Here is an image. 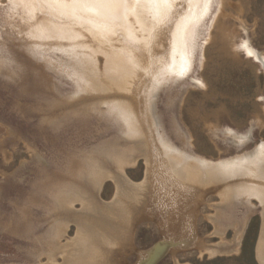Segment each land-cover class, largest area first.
Masks as SVG:
<instances>
[{"label": "rangeland", "instance_id": "374dc122", "mask_svg": "<svg viewBox=\"0 0 264 264\" xmlns=\"http://www.w3.org/2000/svg\"><path fill=\"white\" fill-rule=\"evenodd\" d=\"M22 3L0 0V264H64L68 252L60 249L74 242L75 223L84 217L80 200L92 201L94 210L86 214L95 221L101 213L94 205L102 203L103 208L116 198L113 177L120 173L121 159L112 153L129 142L127 125L108 104L121 93L84 90L89 78H100L93 66L103 74L107 64L90 49L73 46L95 38L63 15L42 9L36 0ZM188 4L177 16L173 6L164 18L145 14L148 27L174 30L190 12ZM207 11L192 37L189 72L162 79L157 86L154 81L151 104L159 137L185 154L221 162L244 157L264 141V69L244 49L248 44L264 59V0H210ZM136 29L143 31L138 25ZM231 133L251 134V139L238 146ZM136 153L123 170L132 183L141 184L147 164ZM96 169L102 174L98 181L93 179ZM72 197L81 199L73 202ZM185 209L162 214L157 221L136 213L111 219L113 227L104 229L111 234L108 241L115 236L114 244L108 251L97 244V263L143 264L153 250L162 248L151 264L160 257L156 264H261L257 248L264 218L258 199L242 197L226 206L221 195L206 194L190 198ZM168 215V227L174 223L185 234L181 245L174 241L182 233L170 235L174 225L161 227ZM82 257L77 264H87Z\"/></svg>", "mask_w": 264, "mask_h": 264}, {"label": "bare ground", "instance_id": "6f19581e", "mask_svg": "<svg viewBox=\"0 0 264 264\" xmlns=\"http://www.w3.org/2000/svg\"><path fill=\"white\" fill-rule=\"evenodd\" d=\"M36 1L41 4L42 9L47 8L51 13L54 12L63 15L70 19L74 26L76 25L85 29L84 33L87 32V36L92 37V39L95 38V41L87 40L79 42L78 44L75 43L76 45L73 46L82 49L86 48L87 50L90 49L96 55L104 57L105 63L107 64L105 71L103 70V74L96 73L93 66L94 76L100 77L98 79L99 82H95L89 78L84 90H97V88H101L100 90H102L104 88L108 91H114L116 94L117 92L122 94L120 96L110 97L111 101L108 104H113L115 111L124 119L127 125L125 138L129 140L126 146L117 144L118 146L115 152L112 153V156L117 161L121 159V165L118 167L120 173H116L113 177L115 186H117L116 198L112 204L106 205L108 204L106 203L103 206L105 209L100 205L102 203H94V206L98 207V211L101 213L95 217L96 222L90 219L91 214H86L92 209V201L88 199L89 202L87 199L78 197V199H81L80 201L84 207V212L81 214L84 217L75 223L78 226V231L74 242L68 243L65 247L62 246L63 249H60L63 252L65 251V253L68 252L65 255L66 257H64V264H69L71 260L72 263L73 260H76L75 264H77V262H81V259H83L82 256L87 257V264H93V262L94 264H98L97 244H101V249L109 250L113 246L111 244H114L112 242L113 238H115V236L111 238L112 242H110L111 240L108 241L111 234L109 235V231H106L108 227L104 229V225H111L113 227L115 221L113 222L111 219H121L123 213L143 214L140 219L146 218L150 214L157 221V219L161 220L162 214H182L184 210H187L185 208L190 198L192 200H198L206 194H216L221 195L226 206L242 197H249V199L256 198L263 207L264 218V141L253 152L244 157H236L221 162H211L203 158L185 154L169 141L162 138L161 135L159 137V126L152 114L151 95L158 81L170 79L171 77H182L189 72L193 59L191 55L193 52L192 37H194L193 35L197 24L204 18V14L208 13L207 9L208 6L210 7V0H189L188 8H190V12L182 16V19H179L177 25L174 24L176 25L174 30L171 27V30H168L170 28L167 26L166 31L164 30L163 32H156L148 27L145 14H153L156 18H164L169 14L173 6V13L177 16L180 8H183L187 0ZM16 2L26 3L27 0H16ZM35 7L34 9L36 10ZM41 19L40 21H42ZM137 25L143 30L141 33L137 31ZM61 29L63 28L61 27ZM128 40L129 42H127ZM161 48L163 50H160ZM244 49L247 54L251 52V55L258 59L264 67V59L253 51L248 44L244 45ZM84 57L89 58L88 55ZM93 57L91 59L95 63L96 57ZM95 64L97 65V63ZM86 74L89 77L90 74ZM134 79L137 80L133 85L132 80ZM154 81L157 82L156 86L153 87L152 84ZM230 135L233 142L238 146H242L251 139V134L240 136L236 133H231ZM135 152L141 153L145 157L147 164L146 178L141 184L132 183L123 170V164H128V159H131L135 155ZM115 159H113L114 163H116ZM97 165L95 166L96 168ZM106 168L108 169V167H105V170ZM99 169H96L99 173H96L97 175L95 174L93 178L95 180L102 176ZM104 172L103 174H105ZM110 176L112 175L110 174ZM97 181L95 184H97ZM99 185H102V183ZM193 185L198 186V189L192 187ZM150 195L153 196V198L151 196L152 203L151 205H147L148 200L146 198ZM78 199L75 198L74 200ZM127 217H124V219ZM169 218H171L169 215L164 218V226L158 224L163 229L164 227L169 229L173 225V228H175L174 223L171 227H168L171 225ZM177 222L180 225V221ZM181 229L176 230L175 228V230L170 231L171 236L182 233L180 236L177 235L179 237L176 238L178 241L173 240L175 244L181 245L182 239L185 237ZM262 235V239L259 241L260 243L257 248V256L261 264H264V231ZM166 243L170 249L171 241H167ZM92 244L96 246L95 251L90 247ZM161 249L156 248L153 250L149 255V259L144 263L151 264L158 255H156V252L158 250L161 252Z\"/></svg>", "mask_w": 264, "mask_h": 264}, {"label": "water", "instance_id": "95a60500", "mask_svg": "<svg viewBox=\"0 0 264 264\" xmlns=\"http://www.w3.org/2000/svg\"><path fill=\"white\" fill-rule=\"evenodd\" d=\"M263 69H264V67H263ZM160 258H161V257H160ZM160 258H159L158 260H156L154 264H156V263L160 260Z\"/></svg>", "mask_w": 264, "mask_h": 264}, {"label": "snow or ice", "instance_id": "6c2138e0", "mask_svg": "<svg viewBox=\"0 0 264 264\" xmlns=\"http://www.w3.org/2000/svg\"><path fill=\"white\" fill-rule=\"evenodd\" d=\"M248 55H251V52H249Z\"/></svg>", "mask_w": 264, "mask_h": 264}]
</instances>
